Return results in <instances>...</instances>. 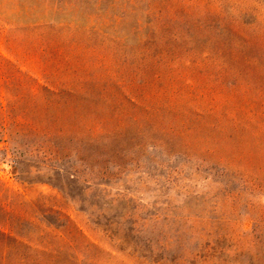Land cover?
<instances>
[{
    "label": "rangeland",
    "instance_id": "1",
    "mask_svg": "<svg viewBox=\"0 0 264 264\" xmlns=\"http://www.w3.org/2000/svg\"><path fill=\"white\" fill-rule=\"evenodd\" d=\"M0 58L2 110L110 178L20 182L1 112L0 182L80 232L53 264H264V0H0Z\"/></svg>",
    "mask_w": 264,
    "mask_h": 264
},
{
    "label": "trees",
    "instance_id": "2",
    "mask_svg": "<svg viewBox=\"0 0 264 264\" xmlns=\"http://www.w3.org/2000/svg\"><path fill=\"white\" fill-rule=\"evenodd\" d=\"M0 71L15 74L28 81L25 75L3 58H0ZM1 112H5L9 121L5 131L14 149L10 166L13 175L20 182L48 184L58 190L66 200L74 202L78 201L77 196H72L68 186L69 183L74 182L73 180H79L78 172L73 165L74 161L82 175H89L93 181L110 180L107 171L100 166L102 159L100 154L86 156L79 151L60 152L57 146L49 144L53 136L50 128L23 123L21 113L12 108L3 111L0 107V114ZM23 115L27 116L25 113ZM5 135L4 133L2 136ZM29 136H34V140L37 141L31 143L16 141L19 137L29 138ZM88 144H85V147L89 146ZM6 155L2 152L0 163L6 161ZM40 156L46 163L35 161V158ZM53 163L62 164V168L56 169ZM111 164L115 168H121L115 162ZM24 168H27V171ZM31 169L35 171L34 180H29L28 170ZM63 178L68 184L61 182ZM93 225L103 233L110 234L116 241L122 239L125 243L123 238H119L117 233L112 232L107 226L99 223ZM69 234L80 235V232L67 216L55 211L53 207H47L45 197H40L35 202H25L0 182V264H53L59 254L58 247L66 245L64 242ZM131 249L136 253L134 248Z\"/></svg>",
    "mask_w": 264,
    "mask_h": 264
}]
</instances>
